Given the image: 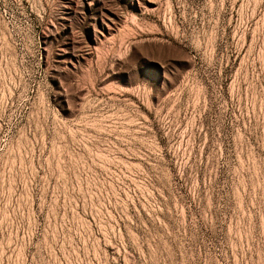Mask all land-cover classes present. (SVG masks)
Masks as SVG:
<instances>
[{"label":"rangeland","instance_id":"1","mask_svg":"<svg viewBox=\"0 0 264 264\" xmlns=\"http://www.w3.org/2000/svg\"><path fill=\"white\" fill-rule=\"evenodd\" d=\"M0 264H264V0H0Z\"/></svg>","mask_w":264,"mask_h":264}]
</instances>
